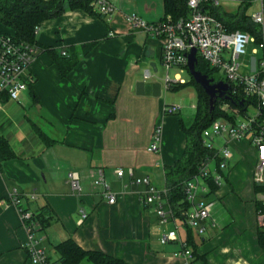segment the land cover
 Here are the masks:
<instances>
[{"label": "crops", "instance_id": "obj_1", "mask_svg": "<svg viewBox=\"0 0 264 264\" xmlns=\"http://www.w3.org/2000/svg\"><path fill=\"white\" fill-rule=\"evenodd\" d=\"M109 1L116 9L109 19L78 10L43 22L34 35L39 52L30 69L33 84L18 102L0 92V136L15 155L0 168V264H34L19 214L6 205L14 191L25 210L34 215L45 210L51 217L49 226L34 235L50 262L58 260L55 246L72 239L85 251L102 252L126 264H187L173 256L187 242L186 224L175 219L160 225L154 206L143 204L145 180L165 191L166 167L184 154L183 119L163 115L166 105L185 109L179 103L183 97L165 88L160 39L133 29L126 19L136 15L150 24L160 22L164 3ZM218 2L217 8L226 14L252 18L260 13L264 19V0ZM93 42L97 46L79 55L74 70L62 77L48 50L70 56ZM248 49L251 63L264 57V51L253 53L255 44ZM191 107L196 111L197 105ZM34 126L54 143L46 145ZM156 127L162 130V145L159 152L150 153ZM217 140L219 149L222 141ZM230 147L232 160L223 185L200 198L213 207L204 233L193 229L189 249L194 264H264L258 241L264 187L253 182L256 153L248 141ZM118 169L124 171L122 178L115 175ZM100 170L116 195L114 205L93 187ZM70 172L81 177L80 195L67 183ZM80 211L87 214L82 225ZM176 228L181 242L162 245L161 234Z\"/></svg>", "mask_w": 264, "mask_h": 264}, {"label": "built area", "instance_id": "obj_2", "mask_svg": "<svg viewBox=\"0 0 264 264\" xmlns=\"http://www.w3.org/2000/svg\"><path fill=\"white\" fill-rule=\"evenodd\" d=\"M238 1V0H235ZM204 3L218 6V0H189L188 7L191 11L188 19H180L176 22L163 19L157 23H147L136 15L127 16V22L135 30H141L148 35L160 39L162 44V65L166 71L164 85L166 90L185 85L186 81L181 74L188 70V55L196 50L197 59L207 63L214 71H222L225 75L224 81L229 90L220 108L229 119H218L203 131V145L214 155L203 161L199 167L198 174L189 182L185 183L184 192L187 202L191 205L190 210L184 213L185 224L194 229L198 234L204 233V222L208 219L212 204L200 201V198L210 193L208 180L221 187L224 183V172L232 160L230 144L248 141L256 153V162L253 170V182L256 186L264 187V57L256 59L251 63L248 73H243L241 58L247 54L251 44L256 45L253 53L264 51V40L256 43L255 39L244 32H229L224 25L214 16L202 10ZM93 10L104 19H109L115 12V7L109 0H94L91 4ZM252 21L264 27L262 14L252 16ZM109 36H113L111 33ZM39 48L37 45L19 41L13 34L0 29V92L5 94L9 101L18 102L21 95L33 84L31 66L35 61ZM65 55V53L63 54ZM176 70L171 78L170 71ZM148 78V75H146ZM213 79V78H210ZM214 80V79H213ZM214 83H218L215 82ZM249 104L246 105V102ZM253 102V103H252ZM250 109L255 115L249 114ZM182 111L179 104L166 105L163 108L164 116H175ZM220 139L222 146L215 147V140ZM162 145V130L156 127L153 141L148 152L157 153ZM130 174L131 171H130ZM118 178H122L124 171L118 169L115 172ZM67 183L75 195L83 191L81 177L77 172L67 174ZM147 191L143 204L154 206L160 225H166L175 220L165 199V191H159L151 186L149 179L145 180ZM94 189L100 190L103 198L110 205L116 203V195L112 194L110 187L105 181L103 172H97V179L93 184ZM35 200V197H31ZM260 205L264 208V191L260 194ZM22 199L14 191L8 197L6 205L16 209L21 224L28 234V255L34 264H59L50 262L44 249L39 248L40 241L34 238L36 232L41 230V224L36 215L22 207ZM87 218L84 211H80L79 225ZM259 224L264 229V211L259 214ZM181 242L177 228L173 231L161 234V244L167 245ZM182 250L174 253V258L182 257L187 264L193 263V255L186 243L182 242Z\"/></svg>", "mask_w": 264, "mask_h": 264}, {"label": "trees", "instance_id": "obj_3", "mask_svg": "<svg viewBox=\"0 0 264 264\" xmlns=\"http://www.w3.org/2000/svg\"><path fill=\"white\" fill-rule=\"evenodd\" d=\"M93 1L94 0H0V26L11 30L19 41L35 44V32L43 22L57 18L69 11L81 10L95 15L97 13L91 6ZM188 1L189 0H163L164 19L174 22L180 19H188L191 14ZM201 8L204 12L209 13L220 21L227 31H241L247 33L255 39L256 43H260L264 40V27L254 23L251 18L242 14H226L219 8L208 3H204ZM96 46V42L82 45L74 49L73 54L70 56L62 55L59 57V55H56L52 50H48V53L52 55L54 62L59 67L61 76L66 77L79 63V55L89 54ZM196 70L208 78H213V74L216 72L211 69L207 63L202 61L200 57H198ZM190 79L188 84L195 87L198 96L196 116L191 125H186L180 121V130L186 137L185 151L181 159L176 161L172 167H166L165 169L166 189L164 199L169 209L172 211L173 217L183 222H185L183 214L189 211L191 207L186 200L184 192L185 183L191 181L198 174L199 167L203 161L212 158L214 155L213 151L208 150L203 145L202 133L211 126L213 121L218 119H229L220 108L224 102L228 101L218 100L215 110L210 112L208 96L191 77ZM188 84L186 82L185 85L175 87L172 91H179ZM202 101L205 103L204 108L201 107ZM247 104H249V101L246 102V105ZM35 128L46 145L54 143V141L45 136L40 129L37 127ZM14 158V152L10 148L8 142L0 136V168L5 161ZM207 182L210 188V193L208 195L214 194L220 189L211 179ZM259 210L264 211V208L260 204ZM36 217L41 224L42 230H45L50 224L51 217L47 216L45 210H42ZM187 231L188 237L186 244L187 247L190 248V246H193L194 231L188 226ZM258 241L260 246L264 249V229H260L258 232ZM55 251L58 255L56 263L59 264H83L84 262L89 264H126L124 261L102 252L85 251L72 239H67L56 245ZM192 255L194 256L193 253Z\"/></svg>", "mask_w": 264, "mask_h": 264}, {"label": "rangeland", "instance_id": "obj_4", "mask_svg": "<svg viewBox=\"0 0 264 264\" xmlns=\"http://www.w3.org/2000/svg\"><path fill=\"white\" fill-rule=\"evenodd\" d=\"M252 58H253V56L251 55L250 50L247 49V55L241 58V64L243 66L241 71L243 73L249 72V67L251 66V59ZM161 71H162L164 78H165V75H166L165 69L164 70L161 69ZM176 73H179V71H176V70L170 71L171 78ZM181 77L187 82V84L191 80L190 75L187 71L182 73ZM213 78H214L215 82L224 81L225 75L222 71H216L213 74ZM176 93H179L178 95L183 97V99L181 101H179V103L182 104L185 107V109H182V111L178 115L171 116V117H176L178 119L181 118V119H183V121L186 125H191L194 122V119L196 116V111L191 107V105H197L195 87L193 85L188 84ZM176 93H172V94H176ZM204 106H205V103L202 101L201 107L204 108ZM249 114L254 116L255 112L252 109H250ZM215 147L216 148L219 147V143H218L217 139L215 140ZM83 264H89V263L84 262Z\"/></svg>", "mask_w": 264, "mask_h": 264}, {"label": "water", "instance_id": "obj_5", "mask_svg": "<svg viewBox=\"0 0 264 264\" xmlns=\"http://www.w3.org/2000/svg\"><path fill=\"white\" fill-rule=\"evenodd\" d=\"M197 64V52L196 50H192L188 55V73L194 82L200 86L204 93L208 96L210 112H213L218 100H228L225 97V94L229 90V86L223 82L214 83L213 79L202 75L196 70Z\"/></svg>", "mask_w": 264, "mask_h": 264}]
</instances>
